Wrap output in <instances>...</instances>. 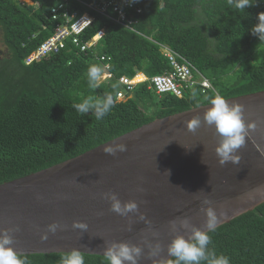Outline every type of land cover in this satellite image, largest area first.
<instances>
[{"label":"trees","instance_id":"16d2710c","mask_svg":"<svg viewBox=\"0 0 264 264\" xmlns=\"http://www.w3.org/2000/svg\"><path fill=\"white\" fill-rule=\"evenodd\" d=\"M60 0H0V35L6 55L0 59V185L46 170L157 119L209 105L216 94L226 100L264 91V41L251 29L264 12V0L238 11L227 0H135L142 14L137 34L89 11L94 0H75L69 13L94 18L79 40L104 36L95 52L80 53L71 42L58 54L29 66L27 57L52 35L60 21L51 10ZM160 46L189 65L194 81L206 80L204 93L196 85L178 98L156 97L148 84L136 87L130 100L114 103L101 120L81 116L73 105L87 96L112 94L121 77L141 72L148 79L171 73ZM259 52V55H258ZM105 57L114 80L92 90L87 69ZM262 58L261 60H259ZM209 246L230 264H264V203L209 233ZM59 255L22 256L29 264H58ZM85 264H102L103 257L83 255Z\"/></svg>","mask_w":264,"mask_h":264},{"label":"water","instance_id":"95a60500","mask_svg":"<svg viewBox=\"0 0 264 264\" xmlns=\"http://www.w3.org/2000/svg\"><path fill=\"white\" fill-rule=\"evenodd\" d=\"M227 101L242 105L245 124L256 125L236 153L238 164H219L214 128L187 130L186 122L196 115L203 117L210 105L190 109L0 185V231L19 229L12 233V247L21 256L78 250L103 257L111 243L123 242L143 248L138 264H152L144 244L150 241L162 249L154 259L166 264L174 236L190 234L182 229L174 233L170 222L179 229L180 221L187 219L206 231L203 208L216 211L218 228L264 203V91ZM121 143L127 151L116 156L104 152L105 147ZM105 193H115L122 203L135 201L138 213L121 217L112 212ZM205 199L211 204L204 205ZM141 213L150 226L138 219ZM73 222L87 224V231L74 229ZM52 223L61 226L55 234L47 232ZM45 234L47 239H42Z\"/></svg>","mask_w":264,"mask_h":264},{"label":"clouds","instance_id":"9594fccd","mask_svg":"<svg viewBox=\"0 0 264 264\" xmlns=\"http://www.w3.org/2000/svg\"><path fill=\"white\" fill-rule=\"evenodd\" d=\"M132 2H135V0H132ZM253 4L254 0H227V5L238 11H245V9L252 7ZM257 19L258 23L252 27L251 32L257 36L259 41H264V12L259 13ZM103 75L104 68L102 66L90 65L87 69L89 89H96ZM114 103V97L109 93L100 98L89 95L82 102L74 104L73 109L81 116L91 113L96 120H101L109 114L114 107ZM208 103L210 107L206 109L203 117L196 115L186 122L187 130L195 133L202 126L214 128V136L219 137L218 146L215 148L219 164L221 166L228 162L238 164L240 156L236 153L244 146L249 130H254L256 125L254 123L246 125L243 116V106L236 103L230 104L220 94H216ZM125 151H127V147L122 143L104 148V152L111 156H116L117 153ZM104 198L110 202V210L121 217H127L129 213H138V205L135 201L122 203L115 193H105ZM203 204L210 205L211 201L205 199ZM202 210L206 215V223L204 225L207 229L206 231L191 225L187 219L180 221L179 229L175 221L170 222L171 230L174 233L182 229L190 234L187 237L179 234L174 236L167 247L168 256L171 258L167 260L166 264H230L229 257L223 254L217 255L209 247L212 244L209 233L215 232L219 224V217L216 211L211 206ZM138 219L146 225H151V221L147 220L142 213L139 214ZM60 227L58 223H52L47 226V232L55 234ZM72 227L87 231L88 225L83 222H73ZM18 230L17 228L0 231V264H29V261L26 258H22L12 247L14 243L12 233ZM155 236L156 233H153V237ZM42 239H47V234L43 235ZM144 244L148 248L147 258L152 260V264H165L163 260L154 259L162 251L159 243L153 244L150 241H145ZM142 253L143 248L140 246L113 242L106 247L102 264H138ZM58 264H85V262L83 255L78 250H73L70 253L61 254Z\"/></svg>","mask_w":264,"mask_h":264},{"label":"built area","instance_id":"2783aa9c","mask_svg":"<svg viewBox=\"0 0 264 264\" xmlns=\"http://www.w3.org/2000/svg\"><path fill=\"white\" fill-rule=\"evenodd\" d=\"M22 6L31 5L21 0H17ZM72 0H60L59 3L51 10V20L60 21L55 26L53 35L43 43L35 52L31 53L25 60V65L39 61L45 57L58 54L65 48L67 42H71L79 49L80 53L88 51L95 52L98 43L104 36L103 30L97 32L88 42L82 43L79 37L94 23V18L88 13L80 17L76 13H69L68 5ZM75 1V0H73ZM84 5L89 11L111 20L115 25L137 34L135 30L138 24V17L142 14L132 0H94L93 3ZM161 55L167 60L171 73L167 75L155 76L147 79L142 73H136L133 77H121L116 80L119 91L116 93L115 102L124 103L131 99L136 87L148 83L150 90L156 97L161 98L170 94L175 97H182L183 91L191 90L198 85L204 93L210 89V84L201 79L194 81L191 75L190 65L180 56L172 52L169 48L160 46ZM95 61L104 68V75L99 85L106 84L114 77L110 71V64L105 57L94 54Z\"/></svg>","mask_w":264,"mask_h":264},{"label":"rangeland","instance_id":"374dc122","mask_svg":"<svg viewBox=\"0 0 264 264\" xmlns=\"http://www.w3.org/2000/svg\"><path fill=\"white\" fill-rule=\"evenodd\" d=\"M22 2H25V3H30L28 0H21ZM264 50H260L259 52H263ZM259 52H258V55H259ZM6 55V49L5 47L3 46L2 44V38H1V35H0V59L2 57H4ZM262 58H260L259 60H261Z\"/></svg>","mask_w":264,"mask_h":264}]
</instances>
